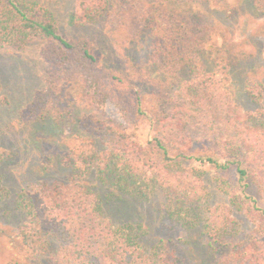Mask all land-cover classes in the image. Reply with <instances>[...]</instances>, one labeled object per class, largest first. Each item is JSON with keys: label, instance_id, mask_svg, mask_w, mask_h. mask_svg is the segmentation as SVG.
<instances>
[{"label": "trees", "instance_id": "1", "mask_svg": "<svg viewBox=\"0 0 264 264\" xmlns=\"http://www.w3.org/2000/svg\"><path fill=\"white\" fill-rule=\"evenodd\" d=\"M176 1L76 0L71 18L79 26L111 21L133 44L152 41L148 64L109 69L99 64L89 38L64 35L39 0H0V44L44 41L45 83L21 109V121L53 126L51 119L64 114L53 109L76 103L71 85L80 84L87 105L111 100L130 126L143 120L151 132L143 143L93 112L79 116V143L40 163L41 175L52 176L58 166L68 178L16 194L24 222L8 233L11 264H105L104 258L195 264L189 244L202 254L197 264H264V208L251 192L264 194V109L246 112L236 104L226 88L230 58L214 55ZM2 94L0 84V102L7 99ZM213 187L220 197L215 203ZM158 193L165 197L163 217L185 238L153 235L131 213L133 204ZM8 195L0 173V202ZM234 212L252 221L244 238Z\"/></svg>", "mask_w": 264, "mask_h": 264}, {"label": "rangeland", "instance_id": "2", "mask_svg": "<svg viewBox=\"0 0 264 264\" xmlns=\"http://www.w3.org/2000/svg\"><path fill=\"white\" fill-rule=\"evenodd\" d=\"M39 1L52 10L64 35L89 38L100 65L109 69H124L133 62L147 63L152 49L149 38L133 44L120 35L111 21L103 20L95 25L79 26L71 18L76 0ZM254 1L179 0L174 7L183 14L192 15L197 22L196 30L200 36H207V46L214 55L230 58L231 80L227 82L226 88L236 104L246 112L264 109V0ZM43 43V40L35 39L22 48L0 44V84L2 95L7 98L0 102V157L3 159L0 173L9 190L8 197L0 202V264H11L12 250L8 233L17 231L24 222L15 206L16 194L21 187L68 178L67 173H62L58 166L54 168L52 176L41 175L40 163L46 157L58 158L61 152L73 149L79 143L80 134L76 123L79 116L93 112L96 117L110 124L127 128L128 132L135 135V139L143 143L151 133L143 120L135 127L130 126L111 100L99 107L87 105L86 92L80 84L71 85L69 97L76 103L66 109H53L64 113L58 120L51 119L54 127L44 125L43 121L31 124L21 121V109L36 90L43 88L47 76L46 64L40 55ZM253 95L255 98L261 97V101L257 102ZM175 104L173 101L168 109ZM38 144H41L39 148ZM209 185L212 189L211 181ZM213 191L211 195H215L211 196V201L215 203L220 197L216 188ZM251 192L264 208V194L254 187ZM152 197L150 201L132 205L131 213L135 214V219L137 220V215L146 227L152 229L153 235L159 233L174 239L185 238L186 234L181 227L170 228L172 221L163 217L161 206H164V195L158 193ZM233 215L236 222L244 227V231L240 233L241 238H244L253 226L252 221L242 213L234 212ZM188 238L196 240L195 236ZM188 248L195 264L199 263L202 254L191 244ZM104 262L119 264L117 260L107 258H104Z\"/></svg>", "mask_w": 264, "mask_h": 264}]
</instances>
